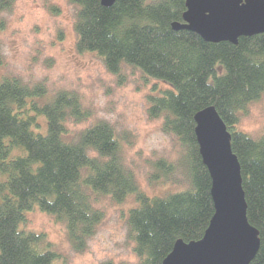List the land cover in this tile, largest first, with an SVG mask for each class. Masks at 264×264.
<instances>
[{
	"label": "trees",
	"instance_id": "16d2710c",
	"mask_svg": "<svg viewBox=\"0 0 264 264\" xmlns=\"http://www.w3.org/2000/svg\"><path fill=\"white\" fill-rule=\"evenodd\" d=\"M13 2L0 0V13ZM70 2L77 7L79 54L94 53L119 79L131 68L169 86L149 97L148 115L162 120L163 131L180 149L176 161L152 163L149 182L167 183L181 173L189 185L183 192L149 196L126 167L112 125L97 121L70 133L69 122L92 116L76 92L59 91L47 98L43 84L0 79V175L7 177L0 180V264H54L58 258L45 234L21 229L35 207L64 224L72 249L84 252L105 218L95 200L106 196L116 204L129 197L136 201L127 225L139 264H163L179 241L201 240L215 206L195 117L210 107L231 134L247 218L259 233L260 248L250 264H264V137L237 129L264 95V34L241 37L235 45L207 42L195 32L176 29L185 23L187 0H117L111 7L102 0ZM3 62L0 48V66ZM39 117L46 118L45 135L33 130L40 128Z\"/></svg>",
	"mask_w": 264,
	"mask_h": 264
},
{
	"label": "rangeland",
	"instance_id": "374dc122",
	"mask_svg": "<svg viewBox=\"0 0 264 264\" xmlns=\"http://www.w3.org/2000/svg\"><path fill=\"white\" fill-rule=\"evenodd\" d=\"M76 12L70 0H14L9 10L0 13L4 58L0 79L15 77L29 86L43 84L47 98L59 91L76 92L92 116L82 123L69 122L71 134L105 121L114 127L124 163L135 172L146 194L162 197L185 191L189 183L181 173L167 183L149 182L152 163L161 158L176 161L180 149L175 138L163 131L162 120L148 115L149 97L169 86L131 68H126L119 79L94 53L79 54ZM38 122L40 128L34 127V132L47 134L46 118L39 117ZM237 129L253 138L264 137V95L249 107ZM0 180L7 177L0 175ZM95 201L105 218L82 253L72 249L65 225L39 207L26 213L21 229L47 236L58 255L54 264H139L127 225L128 211L137 205L135 199L129 197L123 204H116L106 196Z\"/></svg>",
	"mask_w": 264,
	"mask_h": 264
},
{
	"label": "water",
	"instance_id": "95a60500",
	"mask_svg": "<svg viewBox=\"0 0 264 264\" xmlns=\"http://www.w3.org/2000/svg\"><path fill=\"white\" fill-rule=\"evenodd\" d=\"M117 0H102L111 7ZM184 24L211 43L237 44L264 34V0H187ZM196 136L212 179L215 214L199 241H179L163 264H250L260 248L259 233L248 221L241 166L231 134L214 107L196 117Z\"/></svg>",
	"mask_w": 264,
	"mask_h": 264
}]
</instances>
